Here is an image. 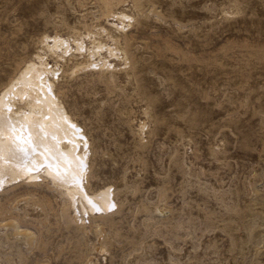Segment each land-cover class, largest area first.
I'll return each instance as SVG.
<instances>
[{
    "label": "rangeland",
    "instance_id": "1",
    "mask_svg": "<svg viewBox=\"0 0 264 264\" xmlns=\"http://www.w3.org/2000/svg\"><path fill=\"white\" fill-rule=\"evenodd\" d=\"M95 42L114 67L74 72ZM38 53L115 205L73 222L46 180L3 188L0 264H264V0H0V91Z\"/></svg>",
    "mask_w": 264,
    "mask_h": 264
},
{
    "label": "bare ground",
    "instance_id": "2",
    "mask_svg": "<svg viewBox=\"0 0 264 264\" xmlns=\"http://www.w3.org/2000/svg\"><path fill=\"white\" fill-rule=\"evenodd\" d=\"M109 16L111 28H121L118 21L129 18L124 10L112 11ZM72 43L78 51L86 49L82 37L69 39L55 34L42 39L44 48L61 51L63 56L70 52ZM104 48L109 55L118 54L116 46L95 42L89 48L92 59L75 67L74 72L111 70L114 65L107 59L109 55L99 60L94 57ZM34 57L0 91V190L22 181L37 184L46 180L74 210L73 222L107 213L115 205L114 190L111 186L95 192L87 188L88 140L56 92L59 67L41 53Z\"/></svg>",
    "mask_w": 264,
    "mask_h": 264
},
{
    "label": "snow or ice",
    "instance_id": "3",
    "mask_svg": "<svg viewBox=\"0 0 264 264\" xmlns=\"http://www.w3.org/2000/svg\"><path fill=\"white\" fill-rule=\"evenodd\" d=\"M0 158H2V154H0Z\"/></svg>",
    "mask_w": 264,
    "mask_h": 264
}]
</instances>
